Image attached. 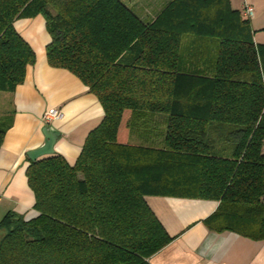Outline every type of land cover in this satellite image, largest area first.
Here are the masks:
<instances>
[{
	"label": "trees",
	"instance_id": "16d2710c",
	"mask_svg": "<svg viewBox=\"0 0 264 264\" xmlns=\"http://www.w3.org/2000/svg\"><path fill=\"white\" fill-rule=\"evenodd\" d=\"M241 10L164 0L142 18L125 0H0V91L35 62L14 23L41 14L48 64L104 112L73 162L30 161L36 213L0 220V264H149L172 237L148 195L215 200L208 229L264 240V43Z\"/></svg>",
	"mask_w": 264,
	"mask_h": 264
},
{
	"label": "crops",
	"instance_id": "0c3cea01",
	"mask_svg": "<svg viewBox=\"0 0 264 264\" xmlns=\"http://www.w3.org/2000/svg\"><path fill=\"white\" fill-rule=\"evenodd\" d=\"M244 3L254 8L249 17L252 26L264 29V13L260 12L264 0H243L239 9ZM14 26L33 49L35 62L27 66L23 83L12 92L0 91V121L8 125L0 146V220L7 213L25 217L36 213L25 175L30 164L26 153L43 143L42 129L52 126L60 133L54 150L73 162L104 114L96 96L74 74L48 64L45 47L50 36L41 14L18 19ZM261 35L254 31L255 42L264 43V33ZM51 108L60 109L61 116L45 124L42 115ZM143 134H132L129 141L146 143ZM153 134L150 141L155 143ZM145 199L172 237L147 259L149 264H264V240L232 231L215 232L205 225L217 201L163 195H148Z\"/></svg>",
	"mask_w": 264,
	"mask_h": 264
},
{
	"label": "rangeland",
	"instance_id": "374dc122",
	"mask_svg": "<svg viewBox=\"0 0 264 264\" xmlns=\"http://www.w3.org/2000/svg\"><path fill=\"white\" fill-rule=\"evenodd\" d=\"M127 2V4L132 7L133 9H135L138 13V15L142 18L146 17V14H149L150 16L153 15V11H156L157 9H159L160 4L164 1V0H125ZM243 0H230L232 7L239 9L240 5L242 3ZM262 13H264V5H262L261 11ZM251 23V28L253 31L256 32V35L258 34V36H262L261 33H264V29H256V27H254V25L252 26V22Z\"/></svg>",
	"mask_w": 264,
	"mask_h": 264
},
{
	"label": "water",
	"instance_id": "95a60500",
	"mask_svg": "<svg viewBox=\"0 0 264 264\" xmlns=\"http://www.w3.org/2000/svg\"><path fill=\"white\" fill-rule=\"evenodd\" d=\"M42 132L44 134L43 143L36 149L27 151L26 153L30 161L55 153L54 145L58 141L60 133H58L52 126H45L42 129Z\"/></svg>",
	"mask_w": 264,
	"mask_h": 264
},
{
	"label": "built area",
	"instance_id": "2783aa9c",
	"mask_svg": "<svg viewBox=\"0 0 264 264\" xmlns=\"http://www.w3.org/2000/svg\"><path fill=\"white\" fill-rule=\"evenodd\" d=\"M242 15L245 17H251L254 13V8L249 5L244 3L242 6ZM61 116V111L58 108H51V109H47L43 115H42V120L45 124H49L51 123L53 120L59 118Z\"/></svg>",
	"mask_w": 264,
	"mask_h": 264
}]
</instances>
